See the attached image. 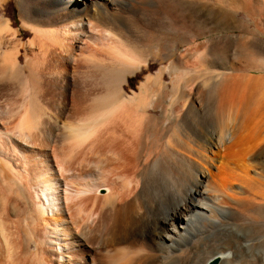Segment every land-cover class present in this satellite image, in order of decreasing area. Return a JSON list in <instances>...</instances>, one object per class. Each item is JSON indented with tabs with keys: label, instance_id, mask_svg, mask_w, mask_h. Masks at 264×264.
I'll return each instance as SVG.
<instances>
[{
	"label": "bare ground",
	"instance_id": "obj_1",
	"mask_svg": "<svg viewBox=\"0 0 264 264\" xmlns=\"http://www.w3.org/2000/svg\"><path fill=\"white\" fill-rule=\"evenodd\" d=\"M127 1L19 0L18 28L0 12V264H188L191 238L184 234L194 216L226 232H205L207 248L194 251L192 264H264V231L235 232L205 201L264 213V134L245 137L264 131V73L210 66L220 100L212 131L176 137L178 121L142 103L152 75L134 103L124 97L125 75L157 59L147 58L154 44L159 57L172 56L176 33L191 39L214 31L140 36L119 19ZM258 42L242 46L250 61L264 54ZM38 84L44 92L33 96ZM9 102L20 104L11 110ZM166 104L156 107L165 114ZM187 106L196 103H183L175 116ZM242 144L250 148L238 149ZM235 160L242 162L231 166ZM157 161L169 169L158 171ZM182 172L188 178L178 197L161 199L162 180Z\"/></svg>",
	"mask_w": 264,
	"mask_h": 264
},
{
	"label": "rangeland",
	"instance_id": "obj_2",
	"mask_svg": "<svg viewBox=\"0 0 264 264\" xmlns=\"http://www.w3.org/2000/svg\"><path fill=\"white\" fill-rule=\"evenodd\" d=\"M246 1L247 4L242 5L239 0H204L200 3V5L196 6L189 4L188 0H128L127 2H125V12L120 15L122 19L120 17L119 19L126 26L131 28L135 34L138 33L140 34V36H146L150 31L155 32L159 30L161 32H164L171 31V29L172 31L174 30L176 32L179 30L187 32L189 28L200 30L213 29L214 31H211V33L206 34L203 37H191V39H189L188 37L185 39L179 33H174L177 36H175L172 45L173 54L169 58L159 57L158 46L154 44L149 51L147 58L157 59L150 60L146 69L140 67L137 71L125 75L126 78L123 84L125 91L124 97L127 99L128 103L137 102V98L133 97L134 93H140L139 86L144 82L145 76L152 75L153 78L150 84L147 86L149 92L144 94L145 99H143L142 103H146L147 108L150 107L149 109L155 115L157 112V116L159 117L165 119L170 118L169 120H177L179 123V127L175 129L176 137L182 138L183 136H186L190 133L193 134L190 135L199 138H205L206 136H208V134L212 131V122L215 120L214 117L216 116V112L213 111V103H220L218 94L213 88V82L209 81L212 75L210 66H224L232 64L238 68L241 67V70L239 71L242 73L252 75H259L264 73V54L263 56L260 55L250 61V53H247L246 50L244 51L242 47L244 44H247V39H255L256 42L259 41L258 43L264 46V0ZM0 12L4 14L5 18H9L11 20L14 28H18L21 26L22 21L19 9V0H5V2L0 7ZM21 32H24L25 35L29 34L25 31V29H22ZM25 35L24 40H26L28 37H26ZM202 42L205 43L204 45L206 47V50L204 49L205 47L203 48L204 45L202 47L200 46ZM211 43H213V49L211 48L208 50L207 47L211 46ZM261 50L264 53V48ZM91 51H88L86 53L91 54ZM173 60H175V63L172 62ZM249 64V70L245 69L247 68V66H249ZM96 65L92 69L93 75H96V73H98V68H96ZM254 66L257 68L252 70L251 68H253ZM161 68L162 71L158 74ZM42 87L43 86L41 84H38V86L36 87L34 85V88L36 90H34L33 92H31L32 90H28V92H31L32 94L35 92V95L37 94L36 96L42 95L41 93L44 92L43 90H41ZM37 91L38 93H36ZM190 92L194 99L189 100L187 98V95H189ZM35 95L33 94V96ZM39 97L41 98V96ZM98 101L100 102V100ZM95 102H97V100ZM12 103L13 102H9V104L11 105H8L10 109L12 108ZM156 103H167V112L165 114L161 113L159 107H156ZM183 103H196V108L195 106L191 108L187 106V111L185 108L180 113V117L175 116L176 111L182 106ZM13 104L17 103L14 102ZM3 105L7 106L5 102L3 103ZM172 105L175 107H173ZM15 108L16 106L12 109ZM171 112L172 114L170 115ZM263 132L264 131H261V133H259L258 130L253 129L252 131L246 133L245 137L247 136V138H250V140L252 138L255 140L257 136H262L264 134ZM250 134L252 137L250 136ZM167 136L168 134L165 136L164 140H166ZM0 138H2L0 142H5V137L3 134H0ZM160 142L161 140L158 143ZM158 143L154 146V148L158 145ZM245 145L247 147H245ZM159 147L162 146L158 145L157 148ZM248 148H250L248 144H242L238 146V149L240 150H246ZM11 154L18 155V152L11 153L10 151V155ZM258 160L259 158H252L250 159L249 163L251 162L250 164H253L254 161L256 163L258 162ZM159 162L160 161H157V163L153 165L158 168V171L159 169L160 171L162 169L164 170L165 168L166 170L169 169L170 166L168 167V165L166 164L162 165ZM241 162L242 160H235L234 163L231 164V166H239ZM165 165L166 167H164ZM160 166L163 168H161ZM157 168L153 169L155 171L152 170V180L157 175V173H154L157 172ZM186 173H188L187 170ZM184 178H186L187 182L188 174L185 175V173L182 172L178 175V177L170 181L162 180L165 191L161 190L158 191V193L156 192V194L163 200H171L177 198L182 188L181 185L185 181ZM205 201L213 207L210 208L212 209L214 217H216L215 219H220L221 221L225 222L226 225H230L229 227L235 232L240 234H249V232L253 233L264 231L263 212L260 213L261 211L259 210L251 211L245 208H242V210L238 212H228L215 209L211 200L206 199ZM225 205H229L228 207H230L232 206V203L226 201ZM197 217L198 216L191 217L192 220L190 219L188 225L189 228L184 234L187 237L190 236L189 238H191L189 242H186V248L188 247V249H192L188 264H192L196 260L195 257L198 253L194 254V251L196 252L197 248L201 250H205V248H207L206 241L204 240L207 232L211 234L218 229L219 233L221 230V233L226 232L224 229L219 228L220 226L213 227L212 225L208 224L203 218ZM193 227L195 229H193ZM198 239H200L199 242ZM193 240L196 246L192 245L193 243L191 242H193ZM182 241L184 242L185 240H183L181 237L177 242L183 243Z\"/></svg>",
	"mask_w": 264,
	"mask_h": 264
}]
</instances>
